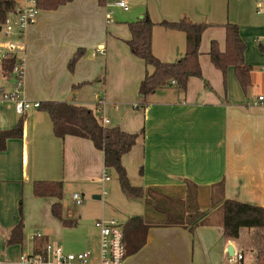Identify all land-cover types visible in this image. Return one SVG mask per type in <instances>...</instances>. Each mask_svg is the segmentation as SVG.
Listing matches in <instances>:
<instances>
[{"label": "crops", "instance_id": "0c3cea01", "mask_svg": "<svg viewBox=\"0 0 264 264\" xmlns=\"http://www.w3.org/2000/svg\"><path fill=\"white\" fill-rule=\"evenodd\" d=\"M135 8L138 10L129 8L122 18L135 20L148 9L156 22L152 50L164 61H175L184 54L186 38L184 32L166 28L159 21L188 18L210 23L200 46L202 77H190L185 93L166 86L141 105L139 84L152 68L130 51L126 41L131 33L114 21L107 22L106 6L100 0H72L54 10H40L21 36L15 34L10 39L18 42L15 54L24 65L20 97L86 106L99 119L108 118V125H119L129 132L144 129L123 156L128 176L134 180L131 182L145 189L158 188L160 191L151 193L161 200L166 198L159 192L174 200L193 199L188 202L191 210L202 212L193 223L197 225L193 232L182 225H151L146 243L128 254L124 264H224L229 246L234 254L243 255L244 263H255L260 238L264 244V229L242 228L238 238L224 237L220 206L224 199H235L264 208V106L255 104L251 95L254 88L264 90V55L258 63L246 56L252 84L244 90L232 67L224 82L221 71L203 58L214 39L225 48L223 25L230 20L222 15L224 0L207 4L195 0L191 7L165 2L158 11L150 3ZM208 9L215 16L201 20L200 14ZM240 30L245 41L243 27ZM81 48L84 55L74 70L69 69L71 57ZM0 75L6 77L1 59ZM112 78L117 87L113 93ZM101 99L105 103L98 109ZM24 116L22 137L8 138L0 150V263H20L24 250L36 252V241L42 246L61 245L66 231L78 223L74 214L65 210L63 198L64 216L74 219L75 225L64 226L55 218L51 206L58 199L36 197L33 181L58 180L64 186L77 183L80 188L96 190L104 184L103 153L91 140L74 135L57 137L50 115L42 109L31 108ZM20 117L13 101L0 100V131L13 128ZM221 181L222 193L213 186ZM134 200L142 203L144 211L126 220H148L144 199ZM20 202L33 213L26 218L23 243L9 245L6 240L19 221ZM35 231L42 236L33 238Z\"/></svg>", "mask_w": 264, "mask_h": 264}, {"label": "trees", "instance_id": "16d2710c", "mask_svg": "<svg viewBox=\"0 0 264 264\" xmlns=\"http://www.w3.org/2000/svg\"><path fill=\"white\" fill-rule=\"evenodd\" d=\"M72 0H37L40 10H54ZM106 0H100L105 3ZM16 0H0V25H3L7 15L14 11ZM159 24L166 28L182 31L186 38V50L175 61H164L158 58L152 50L153 28L156 22L151 19L148 12L135 20L127 21L130 38L126 41L130 51L136 57L142 59L145 64L152 68L139 84L138 95L141 105H145L148 97L160 88L175 86L179 92L185 93L190 77H202L200 63V46L202 35L210 23L195 21L188 18L178 20L163 19ZM225 48L221 49L217 40H212L208 50L211 63L223 74L224 82L229 67H232L241 87L247 90L251 86V65L247 63L245 52L247 45L240 33V27L235 22H226ZM85 50L79 49L70 59L68 67L74 70L77 61L84 55ZM18 59L11 55L2 60V70L5 76H9ZM174 81V82H173ZM209 84L206 82V86ZM39 109L46 111L53 124V132L57 137L64 138L74 135L87 138L94 146L102 151L104 168L113 170L120 182L123 193L131 199H144L147 218L132 217L123 223L125 233L127 255L138 251L146 243L148 229L153 224L182 225L191 232L197 225H193L202 212L198 208L191 210V201L185 202L180 199H171L169 194L159 192L166 200H161L153 193L160 191L158 188H147L134 185L129 176L123 156L128 153L143 135L144 129L139 132H129L119 125H102L94 112L86 106L76 105L66 101H44ZM25 116L21 115L17 124L7 130L0 131V150L5 148L6 141L12 137H22ZM223 192V181L213 185ZM153 192V193H151ZM33 193L36 197H56L58 201L52 204L51 212L64 226L75 225V220L64 216L61 199L64 197L63 182L58 180H35L33 181ZM184 193V192H182ZM220 193V194H221ZM191 195V193H189ZM215 194H212V197ZM182 194L179 196L181 197ZM222 199V198H219ZM160 202L162 207L155 203ZM172 201H177L173 203ZM190 201V203H188ZM216 202L217 199H212ZM222 213V225L224 237L236 239L242 228L264 229V208L262 206L246 203L235 199H224L220 206ZM20 218L12 228L6 244H22L24 239L25 222L22 204L19 205ZM172 215V216H171ZM138 219L137 222L135 220ZM149 221V222H148ZM36 241V254L43 253L45 246ZM257 261L251 264H264L263 238L258 241ZM237 264H246L241 260Z\"/></svg>", "mask_w": 264, "mask_h": 264}, {"label": "rangeland", "instance_id": "374dc122", "mask_svg": "<svg viewBox=\"0 0 264 264\" xmlns=\"http://www.w3.org/2000/svg\"><path fill=\"white\" fill-rule=\"evenodd\" d=\"M194 1L195 0H127L129 8L131 10L134 8V11L138 10V8L135 7H146L148 3H150L152 9L156 8L158 11L159 7L164 6L165 2H179L185 4L188 7H191L194 4ZM201 1L207 4L211 1L215 2L219 0ZM143 11L145 14L146 12H148V9L145 8V10ZM124 13H126L125 10L121 8H114L113 21L114 23L126 28V30L129 31L127 21L131 20H128L127 18H122ZM129 13L127 12V14ZM210 15H212V17L215 16V13L212 9H208L202 12L200 14V19L206 20L210 17ZM222 15H224L225 18L230 20L229 22L237 23L240 29L243 27L246 36L245 42L247 45L245 58L246 56H248L251 57L253 61H256V63L260 62L262 57L261 55H264V50L260 47L259 44V42H262V44H264V0H224V8ZM196 21H199V19ZM14 35L15 34H10V36H7L5 35L4 29L0 30V43H4L6 41H9L10 39H14ZM17 38L19 37L17 36ZM203 58L208 59L210 64L212 65L207 54H204ZM261 72L264 80V73L263 71ZM13 78V70L11 71L9 76L4 77L3 75H0V87L2 86L5 90H10ZM258 78H261L260 74L257 76V79ZM115 80L116 79L112 78L110 82V88L112 93L113 89L115 90L117 88ZM261 91L262 90H259V88H254L253 92L251 93L252 97L257 96L259 93H261ZM108 174L110 175V179L105 180L104 184L101 182L102 184H100L97 190L91 188L90 186L80 188L77 183H70L67 186L63 185L64 208L65 210H67V212L73 213L78 220V223L75 226L70 227L59 241L65 253L90 250L94 254H96L99 249L100 240V230L95 226V222L97 219H115L120 223H126V219L129 215L143 213L144 209L142 203H140V201H136L134 199L126 197V195L123 193L116 173L110 170L108 171ZM130 180L134 183V180H132V178H130ZM103 189L104 191L106 190V193H103ZM74 193H78L81 199L80 202H77L74 199ZM97 194L101 195V198H95L94 196ZM172 202L175 203L177 201ZM154 204H156L157 207L159 206L163 208L161 203L157 202L156 200ZM22 211L24 216V222L26 224V218H30L29 215L33 212L31 207H27L26 205H24L23 202ZM28 248L29 247L26 246V249ZM0 264L8 263L5 262ZM40 264L53 263L52 261H49L47 263Z\"/></svg>", "mask_w": 264, "mask_h": 264}, {"label": "built area", "instance_id": "2783aa9c", "mask_svg": "<svg viewBox=\"0 0 264 264\" xmlns=\"http://www.w3.org/2000/svg\"><path fill=\"white\" fill-rule=\"evenodd\" d=\"M16 7L13 12L9 13L5 18L2 26L6 35L17 34L21 36L26 28L36 21L40 12L37 6V0H16ZM106 20L112 22L114 18V8H121L125 11L129 9L127 0H106ZM260 47L264 50V44L259 42ZM18 45L15 41L9 40L0 45V59L3 60L11 55H16ZM95 53V52H93ZM261 70L264 73V63L261 65ZM14 78L10 90H5L0 87V100L13 101L15 110L18 114L23 115L31 108H38L40 102H32L20 97L24 90V65L22 60H18L13 68ZM174 82V81H173ZM104 99L100 100L104 105ZM255 104L264 106V90L254 98ZM102 125H108L110 120L106 117L99 119ZM110 175L105 169L104 181L109 180ZM103 193L106 191L103 190ZM74 199L80 202L81 199L78 193H74ZM95 226L100 230L99 249L97 255L90 250L80 252L65 253L61 245L47 243L43 253L36 254L23 251L20 256V264H40L52 261L53 264H124L127 257L125 233L123 223L115 219H97ZM33 238L41 237L42 232L35 231ZM243 260L241 253L234 254L228 257L224 264H237Z\"/></svg>", "mask_w": 264, "mask_h": 264}, {"label": "water", "instance_id": "95a60500", "mask_svg": "<svg viewBox=\"0 0 264 264\" xmlns=\"http://www.w3.org/2000/svg\"><path fill=\"white\" fill-rule=\"evenodd\" d=\"M141 17H142V16H141ZM1 28H2V26L0 25V30H1ZM95 197H96V198H100V195H97V196H95ZM227 251H228L229 256L234 255V250H233L232 246H229L228 249H227Z\"/></svg>", "mask_w": 264, "mask_h": 264}]
</instances>
